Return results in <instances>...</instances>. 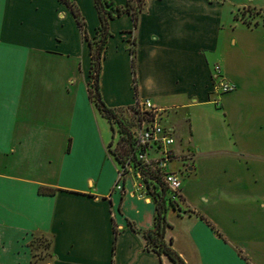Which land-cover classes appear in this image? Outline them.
<instances>
[{
  "label": "crops",
  "instance_id": "crops-1",
  "mask_svg": "<svg viewBox=\"0 0 264 264\" xmlns=\"http://www.w3.org/2000/svg\"><path fill=\"white\" fill-rule=\"evenodd\" d=\"M72 1L82 32L59 0H0V264H33L36 236L46 264H173L146 249L154 200L118 180L117 126L89 97L99 15ZM145 1L136 30L110 22L102 100L124 123L137 101L167 111L182 189L166 240L185 264H264V0ZM216 65L234 92L213 93Z\"/></svg>",
  "mask_w": 264,
  "mask_h": 264
},
{
  "label": "trees",
  "instance_id": "trees-1",
  "mask_svg": "<svg viewBox=\"0 0 264 264\" xmlns=\"http://www.w3.org/2000/svg\"><path fill=\"white\" fill-rule=\"evenodd\" d=\"M61 3L66 5L73 16L76 19L78 27L82 32L85 27L83 18L77 9L75 3L72 0H59ZM95 7L97 9L100 26L98 29L99 38L92 42L88 41L89 47L91 50L92 57V70L91 78L92 84L89 90V97L91 101L95 104L98 111L101 115L107 119L111 124L117 126V132L120 138V141H123L125 149L121 154H116L113 152L114 157L119 162L123 164V153H127V149L132 145V140L130 136V129L133 127L131 122V127L125 124L115 113L114 110L108 108L102 100L100 93V75H101V61L102 55L107 44L108 39L111 37L109 31L110 22L121 17L124 14L131 16L133 21L134 30L137 29L138 21L140 15L145 11L146 1L145 0H127L125 7H118L114 3L105 1V0H94ZM256 15H260V12H257ZM129 52L131 55L132 68L134 74L133 80V89L135 95L137 96V84H136V44L132 42L129 46ZM138 168V164H134ZM141 174L144 177V183L148 190V196L151 197L156 204V216L154 221V226L151 230L143 233V237L146 241V249L148 251L154 252L159 257L166 256L173 264H185L182 258L175 252L172 248L173 241L166 240V231L170 228V225L167 223L166 215L169 208H173L176 211L181 212V209L178 203L181 199H175L166 187L162 184L160 178L156 174L146 171L142 168ZM41 193L54 194L55 191L41 189Z\"/></svg>",
  "mask_w": 264,
  "mask_h": 264
},
{
  "label": "built area",
  "instance_id": "built-area-1",
  "mask_svg": "<svg viewBox=\"0 0 264 264\" xmlns=\"http://www.w3.org/2000/svg\"><path fill=\"white\" fill-rule=\"evenodd\" d=\"M212 79L213 93L218 97L232 93L236 89L223 75L219 65L214 67ZM215 104L218 102L215 101ZM166 112L150 100L137 101L132 107L130 119L133 125L130 129L132 145L127 149V153L124 152L122 155L123 164H120L118 180L121 181L127 171H133L136 175V188L140 197L148 196L144 177L141 174L140 168H142L156 174L166 189L175 196V199H181V175L179 172L169 171V165L177 157L173 150L175 137L172 131L164 125ZM117 146L118 144L116 148ZM134 164H138V168ZM118 188L121 187L118 186Z\"/></svg>",
  "mask_w": 264,
  "mask_h": 264
},
{
  "label": "rangeland",
  "instance_id": "rangeland-1",
  "mask_svg": "<svg viewBox=\"0 0 264 264\" xmlns=\"http://www.w3.org/2000/svg\"><path fill=\"white\" fill-rule=\"evenodd\" d=\"M246 12H241L239 16L242 19L245 18ZM125 123L131 127V122L128 121V118L124 119ZM113 146L111 147L112 151L116 154H121L125 149L123 141H119L117 129H115V138L113 139ZM118 144L117 148L116 145ZM116 148V149H115ZM30 251L33 256V264H46L50 260V254L48 252V242L43 240L40 236H36L35 239L30 243Z\"/></svg>",
  "mask_w": 264,
  "mask_h": 264
}]
</instances>
